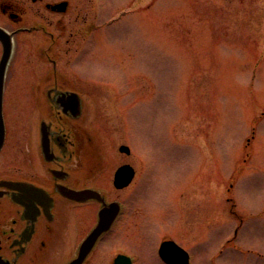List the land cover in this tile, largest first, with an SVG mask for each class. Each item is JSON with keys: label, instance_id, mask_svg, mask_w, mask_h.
Masks as SVG:
<instances>
[{"label": "rangeland", "instance_id": "1", "mask_svg": "<svg viewBox=\"0 0 264 264\" xmlns=\"http://www.w3.org/2000/svg\"><path fill=\"white\" fill-rule=\"evenodd\" d=\"M95 29L91 131L110 179L124 161L138 168L147 213L113 251L127 243L137 264H166L157 252L170 236L190 264H264V0H95ZM29 97L9 98L24 111H12V149L27 138Z\"/></svg>", "mask_w": 264, "mask_h": 264}, {"label": "flooded vegetation", "instance_id": "2", "mask_svg": "<svg viewBox=\"0 0 264 264\" xmlns=\"http://www.w3.org/2000/svg\"><path fill=\"white\" fill-rule=\"evenodd\" d=\"M31 4L38 8L0 0V264H95L99 252L112 253L110 264L119 255L137 264L127 243L125 249L113 251V239L128 237L144 211L145 221L143 191L135 183L138 168L124 161L110 179L109 162L91 131L95 52L100 47L95 0L86 8L81 3L73 7L72 0ZM38 36L43 39L36 40ZM20 95L30 96L32 114L26 140L12 149V111L15 120L24 111L19 98L13 103L17 109L9 98ZM253 140L254 134L247 139V149ZM249 159L248 153L244 162ZM126 165L134 168L135 177L118 189L115 173ZM232 180L226 196L236 206V178ZM188 208L184 206V219L195 223ZM237 233L221 253L235 245ZM165 241L174 239L164 238L158 251Z\"/></svg>", "mask_w": 264, "mask_h": 264}, {"label": "water", "instance_id": "3", "mask_svg": "<svg viewBox=\"0 0 264 264\" xmlns=\"http://www.w3.org/2000/svg\"><path fill=\"white\" fill-rule=\"evenodd\" d=\"M121 152L130 153L128 146H121ZM134 176V170L130 167H121L116 172L115 176V186L117 188H122L132 179ZM99 230V229H98ZM98 230L96 233H98ZM160 257L168 264H189L188 253L179 247L173 241H166L162 244L160 248ZM114 264H130V260H127L125 256L119 255Z\"/></svg>", "mask_w": 264, "mask_h": 264}]
</instances>
